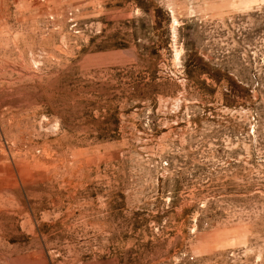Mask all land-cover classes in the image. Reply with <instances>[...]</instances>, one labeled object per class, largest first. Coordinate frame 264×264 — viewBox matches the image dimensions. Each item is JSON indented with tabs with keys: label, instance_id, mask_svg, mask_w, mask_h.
<instances>
[{
	"label": "rangeland",
	"instance_id": "1",
	"mask_svg": "<svg viewBox=\"0 0 264 264\" xmlns=\"http://www.w3.org/2000/svg\"><path fill=\"white\" fill-rule=\"evenodd\" d=\"M0 264H264V0H0Z\"/></svg>",
	"mask_w": 264,
	"mask_h": 264
},
{
	"label": "bare ground",
	"instance_id": "2",
	"mask_svg": "<svg viewBox=\"0 0 264 264\" xmlns=\"http://www.w3.org/2000/svg\"><path fill=\"white\" fill-rule=\"evenodd\" d=\"M175 23V22H174Z\"/></svg>",
	"mask_w": 264,
	"mask_h": 264
}]
</instances>
